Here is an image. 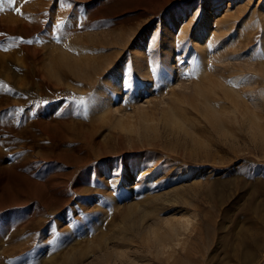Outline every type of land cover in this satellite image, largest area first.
<instances>
[{
  "label": "rangeland",
  "instance_id": "1",
  "mask_svg": "<svg viewBox=\"0 0 264 264\" xmlns=\"http://www.w3.org/2000/svg\"><path fill=\"white\" fill-rule=\"evenodd\" d=\"M0 34V264H264V0H3Z\"/></svg>",
  "mask_w": 264,
  "mask_h": 264
},
{
  "label": "snow or ice",
  "instance_id": "2",
  "mask_svg": "<svg viewBox=\"0 0 264 264\" xmlns=\"http://www.w3.org/2000/svg\"><path fill=\"white\" fill-rule=\"evenodd\" d=\"M10 2H14V0H10ZM2 3H3V0H0V4H2ZM17 12H19V9H17ZM56 27H59V25H57ZM0 35H3V34H0ZM233 86H239V85L238 84H234ZM128 87L129 88L131 87V84L130 83L128 84Z\"/></svg>",
  "mask_w": 264,
  "mask_h": 264
},
{
  "label": "bare ground",
  "instance_id": "3",
  "mask_svg": "<svg viewBox=\"0 0 264 264\" xmlns=\"http://www.w3.org/2000/svg\"><path fill=\"white\" fill-rule=\"evenodd\" d=\"M198 78H199V77H198ZM198 78H196V79H198ZM197 81H198V80H197ZM200 81H201V80H199V82H200ZM199 82H198V83H199ZM202 84H203V83H202ZM200 85H201V83H200ZM200 87H201V86H200ZM196 88H197V86H196ZM196 88H195V90H196ZM198 89H199V88H198ZM195 90H194V91H195ZM196 91H199V90H196ZM255 255H256V254H255ZM250 257H251V256H250ZM253 257H255V256H253ZM249 259H250V258H249ZM251 260H252V257H251Z\"/></svg>",
  "mask_w": 264,
  "mask_h": 264
}]
</instances>
